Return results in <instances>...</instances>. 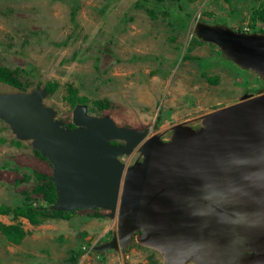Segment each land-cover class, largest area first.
Returning <instances> with one entry per match:
<instances>
[{
	"label": "rangeland",
	"instance_id": "1",
	"mask_svg": "<svg viewBox=\"0 0 264 264\" xmlns=\"http://www.w3.org/2000/svg\"><path fill=\"white\" fill-rule=\"evenodd\" d=\"M262 8L264 0H0V64L25 70V91L58 83L43 101L65 126L73 108L84 104L90 114L149 128V135L166 141L176 123L199 127L203 115L243 94L264 93L256 73L237 67L214 44L192 41L197 21L264 29L254 19ZM70 84L84 103L67 101ZM14 90L20 89L0 81V92ZM94 100L107 107L98 109ZM34 150L0 119V205L14 208L28 198L44 203L33 188L41 182L37 174L52 175L53 167ZM140 157L135 149L120 160L129 166ZM68 212L39 225L0 213L2 223L19 222L26 231L19 243L0 232V264H164L157 251L135 240L123 253L98 250L117 231L107 210Z\"/></svg>",
	"mask_w": 264,
	"mask_h": 264
},
{
	"label": "water",
	"instance_id": "2",
	"mask_svg": "<svg viewBox=\"0 0 264 264\" xmlns=\"http://www.w3.org/2000/svg\"><path fill=\"white\" fill-rule=\"evenodd\" d=\"M193 33L227 60L264 79V33L197 21ZM48 92H0V119L30 141L53 167V210L104 209L117 231L96 247L125 248L135 240L164 264H264V93L157 134L118 125L109 115L72 111V128L45 105ZM118 141L120 143H112ZM135 149L140 160L121 156Z\"/></svg>",
	"mask_w": 264,
	"mask_h": 264
},
{
	"label": "trees",
	"instance_id": "3",
	"mask_svg": "<svg viewBox=\"0 0 264 264\" xmlns=\"http://www.w3.org/2000/svg\"><path fill=\"white\" fill-rule=\"evenodd\" d=\"M148 12L152 13L153 11L148 10ZM73 14L75 13H72V15ZM255 14L256 16L254 19L259 18L262 22H264V8L258 9ZM183 21L185 22L186 20L183 19ZM253 32L264 33V29H256L253 27ZM192 41L203 43V41L198 39L195 35L192 36ZM24 72L25 70L23 68H10L0 64V81L25 91L27 89V84L23 83L21 80L22 74ZM215 80V78H208V81L210 82H214ZM58 86V83L51 81H47L42 84V88L48 93H52ZM66 99L72 106H75L77 103H84L86 101V97L77 95L76 89L71 84L68 85V95L66 96ZM93 104L100 110H103L107 107V105L102 100H94ZM73 126L74 125L72 123L66 124V127L68 128H72ZM112 143L116 144L117 141H112ZM34 151L37 155L41 156L37 150ZM37 176L40 178L41 182L33 188V191L42 194L44 203H39L37 200H31L28 198V200L23 203V205H19L14 208L4 204L0 205V213H12L14 218L20 216L25 217L32 225H39L49 217H64V215L68 214V211H57L51 208V205L55 202L56 198V190L52 181V175L37 174ZM0 232L5 235L7 241L12 243H19L26 235V231L22 228L21 223L19 222L4 224L0 221Z\"/></svg>",
	"mask_w": 264,
	"mask_h": 264
},
{
	"label": "built area",
	"instance_id": "4",
	"mask_svg": "<svg viewBox=\"0 0 264 264\" xmlns=\"http://www.w3.org/2000/svg\"><path fill=\"white\" fill-rule=\"evenodd\" d=\"M242 31H245V32H247V31H249L248 30V28L247 27H243V30Z\"/></svg>",
	"mask_w": 264,
	"mask_h": 264
},
{
	"label": "flooded vegetation",
	"instance_id": "5",
	"mask_svg": "<svg viewBox=\"0 0 264 264\" xmlns=\"http://www.w3.org/2000/svg\"><path fill=\"white\" fill-rule=\"evenodd\" d=\"M117 143H120V142L117 141Z\"/></svg>",
	"mask_w": 264,
	"mask_h": 264
}]
</instances>
